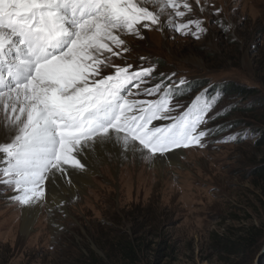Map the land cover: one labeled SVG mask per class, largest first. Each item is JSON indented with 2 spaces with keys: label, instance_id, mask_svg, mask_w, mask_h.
<instances>
[{
  "label": "rangeland",
  "instance_id": "rangeland-1",
  "mask_svg": "<svg viewBox=\"0 0 264 264\" xmlns=\"http://www.w3.org/2000/svg\"><path fill=\"white\" fill-rule=\"evenodd\" d=\"M188 2L193 12L183 21L199 19L207 30L199 39L165 22L163 30L150 26L140 37L124 35L129 51L124 59H112L133 70L155 67L133 92L184 78L172 103L186 108L201 93L218 97L201 126L210 130L204 146L175 149L180 162L172 165L129 161L135 169L129 181L121 168L112 176L101 168L92 185L67 204L68 213L41 204L28 230L23 209L10 199L16 193L0 185V264H82L91 256L104 264H263L259 254L230 257L219 243L241 228L264 224V185L256 186L253 176L264 162V0ZM220 21L231 25L227 32ZM228 86L255 95L241 97L226 91Z\"/></svg>",
  "mask_w": 264,
  "mask_h": 264
},
{
  "label": "snow or ice",
  "instance_id": "snow-or-ice-1",
  "mask_svg": "<svg viewBox=\"0 0 264 264\" xmlns=\"http://www.w3.org/2000/svg\"><path fill=\"white\" fill-rule=\"evenodd\" d=\"M192 12L188 0H0V185L16 193L14 203L38 208L46 181L59 175L71 185L87 173L88 154L99 159L110 144L150 164L204 146L210 130L201 126L218 97L201 93L186 108L172 103L184 78L133 92L155 67L133 70L112 59L129 51L124 35L165 22L199 39L203 21H183ZM141 95L157 98H129ZM161 120L169 123H154Z\"/></svg>",
  "mask_w": 264,
  "mask_h": 264
},
{
  "label": "bare ground",
  "instance_id": "bare-ground-1",
  "mask_svg": "<svg viewBox=\"0 0 264 264\" xmlns=\"http://www.w3.org/2000/svg\"><path fill=\"white\" fill-rule=\"evenodd\" d=\"M152 26L157 28V26L155 25ZM163 28H164V24L161 30H163ZM144 31L145 29H142V32ZM178 152L180 154L181 150H178ZM88 155H89V159H88L89 169L87 173L80 174L78 176H73L72 177L73 182L71 185L66 184L64 179L59 175H57L54 181L53 180L46 181L45 184L46 199L45 202L42 204H46L52 212L62 211L68 213L67 204L71 201V199L77 198L79 195H81L82 192L86 191L90 185H92L93 174L96 171L100 174V170H102L101 168L107 170V172H109L111 176L112 174H114V171L116 169L118 170L119 168H121L120 170H121L122 179L124 181H129L127 179L129 178L132 179L131 177L135 175V169L132 163L131 162L129 163V161L134 162L137 159H140L138 155L125 153L124 151L121 150V148L118 145H113V144H110L106 148L100 150L99 159H97L96 153H89ZM178 162H180L179 155L176 152L175 153L172 152L166 155L164 158L158 160L156 163H154V165L156 167H160L163 165H172V163L176 164ZM4 166H5L4 164L0 163V168ZM144 167H145V163H144ZM145 171L146 170L143 169L142 173H144ZM142 176L143 174H140V178H142ZM40 206L38 208L34 207L32 209H23V213H24L23 218H24L26 230L30 229L32 219L36 216L37 212L40 209Z\"/></svg>",
  "mask_w": 264,
  "mask_h": 264
},
{
  "label": "trees",
  "instance_id": "trees-1",
  "mask_svg": "<svg viewBox=\"0 0 264 264\" xmlns=\"http://www.w3.org/2000/svg\"><path fill=\"white\" fill-rule=\"evenodd\" d=\"M226 91L233 94H238L241 97H252L255 92L252 89L245 88L243 86H228ZM264 107V104H263ZM253 176L256 178V186L262 183L264 185V162L253 170ZM223 244L219 246L223 247L227 251L230 257L242 256L245 258L254 259L260 252V248L264 243V224L259 226L244 227L239 232L234 234V237H224L222 239ZM128 251H131L130 247H127ZM253 256V257H251ZM82 264H104L102 260L95 256L84 258ZM264 264V258H263Z\"/></svg>",
  "mask_w": 264,
  "mask_h": 264
},
{
  "label": "water",
  "instance_id": "water-1",
  "mask_svg": "<svg viewBox=\"0 0 264 264\" xmlns=\"http://www.w3.org/2000/svg\"><path fill=\"white\" fill-rule=\"evenodd\" d=\"M264 257V243H263V246H262V249L260 250L259 252V261Z\"/></svg>",
  "mask_w": 264,
  "mask_h": 264
}]
</instances>
